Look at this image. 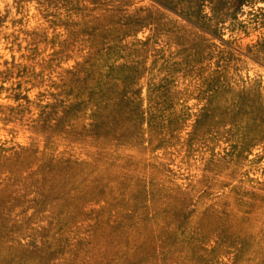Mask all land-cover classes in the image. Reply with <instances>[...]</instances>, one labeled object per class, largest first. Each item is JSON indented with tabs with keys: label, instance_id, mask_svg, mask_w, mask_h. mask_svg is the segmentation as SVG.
Wrapping results in <instances>:
<instances>
[{
	"label": "rangeland",
	"instance_id": "374dc122",
	"mask_svg": "<svg viewBox=\"0 0 264 264\" xmlns=\"http://www.w3.org/2000/svg\"><path fill=\"white\" fill-rule=\"evenodd\" d=\"M263 63L264 0H0V264H264Z\"/></svg>",
	"mask_w": 264,
	"mask_h": 264
},
{
	"label": "bare ground",
	"instance_id": "6f19581e",
	"mask_svg": "<svg viewBox=\"0 0 264 264\" xmlns=\"http://www.w3.org/2000/svg\"><path fill=\"white\" fill-rule=\"evenodd\" d=\"M248 9V8H247ZM242 10V9H241ZM245 16V15H244ZM239 17V16H238ZM243 17V16H242ZM196 22V21H195ZM200 25V24H199ZM223 31V30H222ZM218 34V33H217ZM228 35V34H227ZM216 36H218V35H216ZM225 36V35H224ZM238 37V36H237ZM218 39V38H217ZM244 39V38H243ZM247 39V38H246ZM215 41V40H214ZM244 41V40H243ZM123 42V41H122ZM216 42V41H215ZM222 42V41H221ZM124 43V42H123ZM217 43V42H216ZM245 43H246V41H245ZM243 44V43H242ZM247 44H250V43H247ZM229 46V45H228ZM234 50V49H233ZM237 50V49H236ZM242 51V50H241ZM243 54V53H242ZM246 54V53H245ZM247 55V54H246ZM250 56V55H249ZM244 57H245V55H244ZM252 57H253V55H252ZM254 58V57H253ZM214 60V59H213ZM256 63H257V61H256ZM264 64V63H263ZM256 66V65H255ZM256 68V67H255ZM257 69V68H256ZM262 69H263V67H262ZM259 70H260V68H259ZM155 71V70H154ZM252 71V70H251ZM242 72H245V71H242ZM250 72V71H249ZM253 72V71H252ZM256 72V71H255ZM260 72V71H259ZM147 74V73H146ZM264 74V73H263ZM250 75V74H249ZM248 75V76H249ZM253 76V75H252ZM235 77V76H234ZM244 77V76H243ZM249 79V78H248ZM149 81V80H148ZM263 81V80H262ZM146 85V84H145ZM146 88V87H145ZM252 94V93H251ZM230 96V95H229ZM228 96V97H229ZM252 96V95H251ZM264 96V95H263ZM146 101V100H145ZM181 102V101H180ZM146 107V106H145ZM87 125V124H86ZM3 137V136H2ZM1 137V138H2ZM4 138V137H3ZM223 145V144H222ZM88 147V146H87ZM60 148H62V147H60ZM92 148V147H91ZM88 149H89V147H88ZM101 149V148H100ZM132 150H133V148H131ZM59 150V149H58ZM61 150V149H60ZM81 150V149H80ZM92 150H94V148L92 149ZM99 150V149H98ZM57 152V151H56ZM131 152V151H130ZM134 151H132V153H133ZM159 152V151H158ZM228 152V151H227ZM147 153H148V151H147ZM222 153V152H221ZM56 154V153H55ZM152 155H153V153H152ZM147 156V155H146ZM83 157V156H82ZM97 157V156H96ZM163 161H165V160H163ZM176 161H177V159H176ZM198 161V160H197ZM175 163V162H174ZM196 164H198V163H196ZM170 166H172V165H170ZM82 167V166H81ZM192 168H194V167H192ZM191 169V168H190ZM175 170H176V168H175ZM183 170V169H182ZM194 170V169H193ZM199 171V170H198ZM192 172H194V171H192ZM185 175V174H184ZM175 177V176H174ZM180 181V180H179ZM178 181V182H179ZM148 189V188H147ZM223 257V256H222ZM220 260V259H219Z\"/></svg>",
	"mask_w": 264,
	"mask_h": 264
}]
</instances>
